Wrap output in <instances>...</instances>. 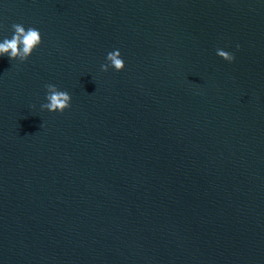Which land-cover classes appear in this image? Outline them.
Wrapping results in <instances>:
<instances>
[{
    "label": "water",
    "instance_id": "water-1",
    "mask_svg": "<svg viewBox=\"0 0 264 264\" xmlns=\"http://www.w3.org/2000/svg\"><path fill=\"white\" fill-rule=\"evenodd\" d=\"M14 23L41 43L0 53V264H264V0H0Z\"/></svg>",
    "mask_w": 264,
    "mask_h": 264
},
{
    "label": "clouds",
    "instance_id": "clouds-1",
    "mask_svg": "<svg viewBox=\"0 0 264 264\" xmlns=\"http://www.w3.org/2000/svg\"><path fill=\"white\" fill-rule=\"evenodd\" d=\"M12 28L15 29V33L12 38L5 39L3 43H0V53H7L9 58H15L19 56L21 59L28 56L32 50L41 43V35L38 29L29 27L25 30L24 26L19 23L12 24ZM18 45H23L22 48H18ZM218 51V50H217ZM219 56L231 61L234 57L226 51L219 52ZM107 59L111 61L116 70H121L124 67V61L120 57L119 50L110 51L107 54ZM106 68V65H102ZM52 88V85H47ZM49 101L44 107L50 111H63L65 108L70 107V95L67 91H51L47 96Z\"/></svg>",
    "mask_w": 264,
    "mask_h": 264
}]
</instances>
